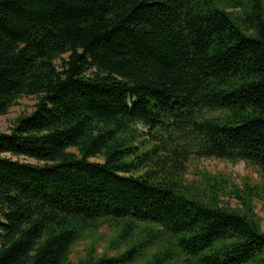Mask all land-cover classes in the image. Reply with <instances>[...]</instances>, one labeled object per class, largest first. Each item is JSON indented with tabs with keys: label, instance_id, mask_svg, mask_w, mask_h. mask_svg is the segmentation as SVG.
I'll use <instances>...</instances> for the list:
<instances>
[{
	"label": "trees",
	"instance_id": "1",
	"mask_svg": "<svg viewBox=\"0 0 264 264\" xmlns=\"http://www.w3.org/2000/svg\"><path fill=\"white\" fill-rule=\"evenodd\" d=\"M29 97L0 264H264V0H0V118ZM212 159L260 179H188Z\"/></svg>",
	"mask_w": 264,
	"mask_h": 264
},
{
	"label": "rangeland",
	"instance_id": "2",
	"mask_svg": "<svg viewBox=\"0 0 264 264\" xmlns=\"http://www.w3.org/2000/svg\"><path fill=\"white\" fill-rule=\"evenodd\" d=\"M35 102L36 101L33 97L20 99L17 104L9 110L6 116L0 118V132H7L14 119L18 116L30 113L33 110ZM29 162L33 163L32 161ZM200 171H206L212 175H224L225 177L230 178L238 187H241L243 182L252 184L258 182L260 179V172L258 169L243 162L231 164L223 160H192L188 165V179H192L193 176ZM235 202L236 201L232 199L230 204L233 206ZM255 207L256 214L260 220L261 229L264 231V205L261 202L256 201ZM110 237L111 234L109 230L104 229L96 233L94 238H86L80 241L72 249L70 261L75 263L84 255L86 248L93 242L96 251L99 254L102 253L107 248Z\"/></svg>",
	"mask_w": 264,
	"mask_h": 264
}]
</instances>
